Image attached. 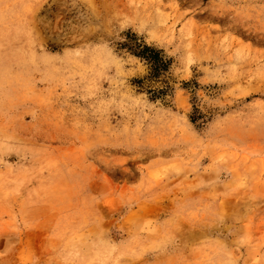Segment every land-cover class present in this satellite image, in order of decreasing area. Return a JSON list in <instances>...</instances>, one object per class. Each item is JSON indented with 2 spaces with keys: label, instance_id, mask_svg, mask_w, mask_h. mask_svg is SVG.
Masks as SVG:
<instances>
[{
  "label": "rangeland",
  "instance_id": "obj_1",
  "mask_svg": "<svg viewBox=\"0 0 264 264\" xmlns=\"http://www.w3.org/2000/svg\"><path fill=\"white\" fill-rule=\"evenodd\" d=\"M0 261L264 264V0H0Z\"/></svg>",
  "mask_w": 264,
  "mask_h": 264
},
{
  "label": "bare ground",
  "instance_id": "obj_2",
  "mask_svg": "<svg viewBox=\"0 0 264 264\" xmlns=\"http://www.w3.org/2000/svg\"><path fill=\"white\" fill-rule=\"evenodd\" d=\"M5 260H6V259H5ZM1 261H2V260H1ZM1 261H0V262H1ZM1 264H2V263H1Z\"/></svg>",
  "mask_w": 264,
  "mask_h": 264
}]
</instances>
